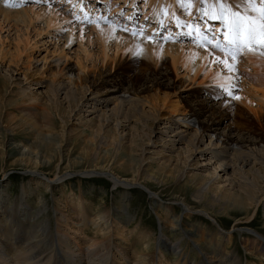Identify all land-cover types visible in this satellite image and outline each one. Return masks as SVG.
I'll return each instance as SVG.
<instances>
[{
	"label": "rangeland",
	"instance_id": "374dc122",
	"mask_svg": "<svg viewBox=\"0 0 264 264\" xmlns=\"http://www.w3.org/2000/svg\"><path fill=\"white\" fill-rule=\"evenodd\" d=\"M91 2L100 5L99 0ZM68 16L74 21L70 13ZM11 25L12 28H8ZM13 25L9 24L3 30L4 25H0V194L4 209L13 211L22 205L30 214L29 223H34L32 217L39 216L38 222L49 226L51 237L56 239L58 232L66 234L78 248L88 249L91 244L92 250L99 244L108 247L111 259L106 264H140L144 259L149 264H191V252H188L191 247L203 244L207 247V243L216 245L218 232L233 238L228 249L240 256L243 264H259L255 259V262L251 261L246 243L252 242L256 234L264 237V203L260 206L245 204V200L250 202L251 198L242 187L243 180L233 172L239 170L237 162L232 163L228 156L218 153L214 145V132L206 133L202 139V158L192 155L189 161L187 155L191 153L184 141L175 150L161 149L160 155L150 150L143 156L144 164H141L142 150L150 149L152 131L147 128L143 132L142 124L131 123L129 128L122 130L124 146L116 158L111 146H101L100 141L96 142L104 131L114 136L115 128L112 125L101 128L97 114L86 113L90 110L89 100H83L76 109L63 96L57 99L50 86L52 82L56 88L69 80L78 83L76 78L70 79L67 75V69L77 74L78 59H83L78 41H74L70 50L65 49L64 54L58 55L54 52L58 38L50 44L49 34L45 36L39 24L35 23L34 28H31L27 41L23 37L25 28L15 25L17 29ZM219 29V32L224 30L223 27ZM55 32L53 30L51 33ZM78 35L79 31L76 32ZM89 35L84 34V44L92 51L93 58L91 63H87L88 73L81 75L83 85H97L107 77L126 84L127 88H138L149 74L156 72L155 67L140 56L131 59L127 55L117 58L115 64L105 69L101 43L95 34L90 39ZM57 37L60 35L57 34ZM59 44L64 46L63 42ZM111 56L114 57V54ZM158 72L168 74L169 82L177 87L152 88L144 94L155 101L163 119L182 123L193 106L212 103L215 108L212 107L210 112L200 118V122H206L207 116L215 114L220 117L215 121L222 135L236 139L248 138L252 142L264 139V104L256 102L253 95L243 93L242 89H249L247 85L231 88L230 92H225L218 84L208 87L209 84L200 83L183 88L184 81L169 64L162 66ZM107 88L108 84H99L96 90L106 92ZM252 93L255 94L256 90H252ZM239 95L244 96L243 104L237 103ZM225 100L233 103L224 107ZM57 101L61 103L60 112L55 108ZM164 101L169 104L173 102V105L166 108L161 103ZM107 102L109 106L113 105V102ZM245 103L251 106H245ZM177 105L179 107L174 113L172 108ZM150 124V121H146V125ZM159 127L160 123L154 129ZM198 127L195 124L193 128L183 130L193 136ZM6 128L13 133L12 146L8 145L7 138L4 140L2 137V133L8 136ZM178 129L181 130V127ZM44 140L49 143L51 151H46L42 145L37 153L41 157L38 160L45 161V165H37L35 158L22 156L20 151L24 146L38 147ZM169 141L170 138L164 143ZM253 162L254 159L250 160L243 169L250 181L260 174L259 166L253 167ZM112 163L115 170L112 172L116 176L134 179L145 189L135 187L124 190L114 187L113 181L107 177V169L102 168ZM181 176L184 178L181 179ZM263 179L261 181L260 178L261 187L255 197L262 196ZM212 180L215 181L212 190L206 194L204 191L200 193L199 190H204ZM181 204H185L191 213H186ZM19 217L25 220L23 216ZM179 219L184 229L195 231L196 234L187 238L186 250L173 262L165 251L160 232L162 226L170 227ZM1 221L0 218V224ZM2 224L6 225L5 222ZM25 242L23 240L20 247ZM40 264H48L47 256Z\"/></svg>",
	"mask_w": 264,
	"mask_h": 264
},
{
	"label": "bare ground",
	"instance_id": "6f19581e",
	"mask_svg": "<svg viewBox=\"0 0 264 264\" xmlns=\"http://www.w3.org/2000/svg\"><path fill=\"white\" fill-rule=\"evenodd\" d=\"M91 1L0 0V23L4 25L2 30L12 23L14 24L13 27L22 25L25 28L26 33L23 37L26 38V41L29 38L31 28L35 23L39 24L41 32L45 36L49 34L50 44L58 38V42L55 43L56 51H54L58 55L64 54L65 49L71 48L75 40L78 41L79 52L82 53L83 59H78L77 74L71 69H67L69 71L68 77L70 79L76 78L78 83L69 80L65 85L62 84L56 88H54L52 82L50 86L57 99L63 96L65 100L68 99L74 104L76 109L81 106L83 100H89L90 110H87L86 113L89 115L97 114L96 117L99 118V122L102 124L101 128L106 129L111 125L115 128L114 136L104 131V134L96 142L100 141L101 146H111L115 150L116 158L118 151L124 146V137L121 136L124 131L122 130L129 128L131 123L134 125L142 124L143 132L147 128L152 131L149 140L150 149L142 150L141 164H144L143 156L150 150L155 152V155H160L161 149L171 148L175 150L184 141H186L185 144L191 153V155H187L189 161L192 155L202 158L204 156L202 139L206 133L214 132V135H216L214 145L218 149V153L228 156L229 161H232V163L233 161L237 162L239 170L233 172L237 173L236 175L243 180L242 187L245 192L249 193L251 198L250 202L244 199L245 204L260 206L264 203V188L260 192L262 194L261 198L254 196L259 192L261 187L259 184L264 175L263 138L252 142L248 138L236 139L228 135L224 136L218 132L219 129L215 120L220 117L215 114L207 116L206 122H200V118L210 112L209 110L212 107L215 108V104L212 103L193 106L182 123L167 118V120L163 119L162 112L158 110L155 101L146 98L144 95L152 88L177 89L174 83L169 82L168 74L158 72L162 66L169 64L173 72L178 76L180 75L184 81L185 86L183 88L193 87L200 83L209 84L208 87L218 84L225 92H230L231 88L247 85L248 90L241 88L243 93L253 95L256 102L264 104V54H261L264 53V34L257 35L254 43L249 46L252 48L251 51L245 47L242 51L236 52L234 46H230L225 39L228 33L226 24L230 20V16L227 12L222 13L220 8V4H225L232 12L246 13L248 16L257 17L259 13L252 11L249 5L254 4L257 9H260L264 7V0H250L249 3L247 0H137L138 2L135 0H99V6L95 5L97 2L92 3ZM35 2L37 3L35 4ZM94 5L96 7H93ZM68 13L74 21L69 18ZM140 19H142L141 22ZM150 25L152 26L150 27ZM217 25H219L218 28H216ZM16 26L15 28H17ZM87 26H92V28ZM220 27L224 28L222 32H219ZM8 28H12V25ZM53 30H56V32L51 33ZM78 31L79 35L76 36ZM64 32L67 33L64 34ZM132 32H136L137 35L133 36ZM86 33H90L89 39L92 34H95L97 41H100L102 64L105 69L110 64H115L117 58L121 59L127 55L131 59L140 56L155 67L156 72L149 74L150 76L138 88H135V86L127 88L126 84L117 83L107 77L106 80L104 78L97 85L89 86L88 83L83 85L81 75L88 73L87 63H91L93 58L92 51H89L84 44V34ZM57 34L60 37H57ZM18 38L20 39V37ZM61 42L64 43V46L59 44ZM218 42L224 51H220V48L215 47ZM89 45L92 47L91 43ZM215 49L216 51H214ZM229 51L232 52V55L226 54ZM137 52L140 54L137 55ZM112 53L114 57L111 56ZM233 56L235 59H233ZM221 60L234 65V70L229 71L225 64L218 62ZM84 81L86 83V80ZM79 83L82 85L78 86ZM99 84H104V86L108 84L107 91L96 90ZM10 85L12 86L13 82ZM252 90H256V93L253 94ZM242 99H244V96L239 95L237 103L243 104ZM108 100L113 102L112 106L108 105ZM161 103L166 108L173 105V102H170L171 104L166 101ZM232 103L230 100H225L222 106ZM244 105L251 106L246 103ZM55 106L57 112H60V101H57ZM178 107V105L173 106L174 113L177 112ZM163 120H166V122H163ZM146 121H150L151 124L146 125ZM63 123L65 124L64 121ZM158 123H160V127L154 129V126ZM195 124L199 127L193 136L188 135L187 131L183 130L191 129ZM178 127H181V130ZM6 132L8 136L6 137V134L2 133V137L4 140L7 138L8 145L12 146L13 133L7 128ZM168 138H170V141L165 144L164 141ZM45 140L40 142L38 147L29 148L24 146V149L20 151L22 156L35 158L34 161L37 165H45V161L38 160L41 157L37 153V149L40 151L42 145L46 151H51L49 143ZM252 159H254L253 167L259 166L258 172L260 174L253 181H250L247 176L248 173L246 174L243 169ZM48 160L50 162L51 157ZM113 161L116 163V159ZM112 165L113 163L102 168L107 169V177L113 181L114 187H120L124 190L135 187L145 189L134 179H124L116 176L115 172H112L115 171ZM180 178L183 179L184 176ZM214 182V180L210 181L206 184V188L204 190L200 189L199 192L208 193L212 190ZM244 197L247 198L246 195ZM2 199L3 197L0 194L1 224L2 222L6 224H0V264H40L46 256L48 264H106L110 261L111 251L108 247L99 244L95 250H92L90 248L93 244H91L88 249L78 248V245L74 244L66 234L60 232L57 233V238L54 239L49 235V226L44 222H38L39 216H34L37 218L32 217L34 223H29L27 220H29L28 216L30 214L22 205L17 209H13V211L4 209ZM181 205L186 213H191L185 204ZM20 215L25 220H22V217H19ZM160 233L161 241L166 244H163L166 248L165 251L170 254L173 262L186 250L187 238L194 237L196 234L195 231L184 229L181 226L180 219L173 222L170 227L162 226ZM164 237L169 240L167 241ZM253 237L255 238L252 242L246 243L251 253V261L255 262L257 260L259 264H264V237L260 234ZM23 240L26 242L20 247ZM217 241L216 245L207 243V247L206 244L191 247L188 251L191 252L189 262L191 264H243L241 257L234 255L228 249L233 243L232 237H226L218 232ZM197 260H200V262L198 263ZM142 261L140 264H149L146 259Z\"/></svg>",
	"mask_w": 264,
	"mask_h": 264
},
{
	"label": "snow or ice",
	"instance_id": "6c2138e0",
	"mask_svg": "<svg viewBox=\"0 0 264 264\" xmlns=\"http://www.w3.org/2000/svg\"><path fill=\"white\" fill-rule=\"evenodd\" d=\"M249 6L251 7L252 11L259 13L257 17L248 16L246 13L241 14L240 12H232L227 5L220 4L222 13L227 12L230 16V20L226 24L228 33L226 34L225 39L230 46H234L236 52L242 51L245 47L251 51L252 48L249 46L254 43L257 35L264 34V7L257 9L254 4ZM132 35L136 36L137 33L132 32ZM215 47L220 48L221 51H224L219 42L215 45ZM136 54L139 55L140 53L137 52ZM226 54L232 55V52L229 51ZM233 59H235L234 56ZM218 62L225 64L229 71L234 70V65L228 64L227 61L221 60Z\"/></svg>",
	"mask_w": 264,
	"mask_h": 264
}]
</instances>
